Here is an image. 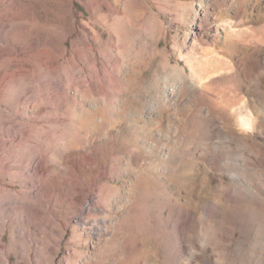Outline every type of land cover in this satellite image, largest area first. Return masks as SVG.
I'll use <instances>...</instances> for the list:
<instances>
[{
    "label": "rangeland",
    "instance_id": "rangeland-1",
    "mask_svg": "<svg viewBox=\"0 0 264 264\" xmlns=\"http://www.w3.org/2000/svg\"><path fill=\"white\" fill-rule=\"evenodd\" d=\"M0 264H264V0H0Z\"/></svg>",
    "mask_w": 264,
    "mask_h": 264
},
{
    "label": "bare ground",
    "instance_id": "bare-ground-1",
    "mask_svg": "<svg viewBox=\"0 0 264 264\" xmlns=\"http://www.w3.org/2000/svg\"><path fill=\"white\" fill-rule=\"evenodd\" d=\"M230 22H228V24H229ZM241 34V31H239V28H236V29H233V30H231L230 32H229V35H233V36H235V37H238V39H239V41L238 42H240V35ZM240 37V38H239ZM235 39H237V38H235ZM208 50V49H207ZM206 53H207V51H205ZM210 55H212V54H215V50H212V51H210V52H208ZM208 55V54H207ZM216 57L218 58V56L216 55ZM222 67H224V66H222ZM219 70H221V68L219 67V66H217V68H216V71H219ZM215 71V72H216ZM221 71H219V73H220ZM222 111V114H223V117H225V118H229V115H230V113H229V111L228 110H226V109H223V110H221ZM221 118H222V115H221ZM239 124H240V126L242 127V128H244V127H246L247 126V123L245 122V120L244 119H241L240 121H239ZM247 128H248V126H247ZM21 142H26V139H23V138H21Z\"/></svg>",
    "mask_w": 264,
    "mask_h": 264
}]
</instances>
